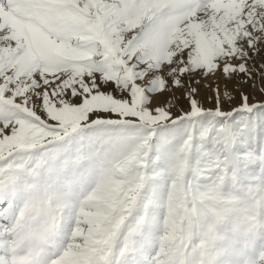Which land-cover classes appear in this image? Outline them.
I'll use <instances>...</instances> for the list:
<instances>
[{"label": "snow or ice", "instance_id": "snow-or-ice-1", "mask_svg": "<svg viewBox=\"0 0 264 264\" xmlns=\"http://www.w3.org/2000/svg\"><path fill=\"white\" fill-rule=\"evenodd\" d=\"M257 92L264 0H0V264H264Z\"/></svg>", "mask_w": 264, "mask_h": 264}, {"label": "rangeland", "instance_id": "rangeland-1", "mask_svg": "<svg viewBox=\"0 0 264 264\" xmlns=\"http://www.w3.org/2000/svg\"><path fill=\"white\" fill-rule=\"evenodd\" d=\"M255 99H257V100L264 99V97H261V95L257 92V93H255ZM205 106L206 107H212V101L210 99L205 100Z\"/></svg>", "mask_w": 264, "mask_h": 264}]
</instances>
